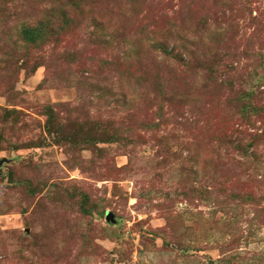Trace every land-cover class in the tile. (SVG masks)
<instances>
[{"label": "rangeland", "instance_id": "1", "mask_svg": "<svg viewBox=\"0 0 264 264\" xmlns=\"http://www.w3.org/2000/svg\"><path fill=\"white\" fill-rule=\"evenodd\" d=\"M0 264H264V0H0Z\"/></svg>", "mask_w": 264, "mask_h": 264}]
</instances>
